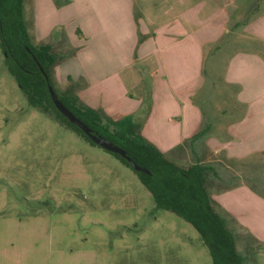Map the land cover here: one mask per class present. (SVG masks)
<instances>
[{"label": "crops", "instance_id": "crops-1", "mask_svg": "<svg viewBox=\"0 0 264 264\" xmlns=\"http://www.w3.org/2000/svg\"><path fill=\"white\" fill-rule=\"evenodd\" d=\"M32 1V43L65 35L76 49L56 72L81 102L132 116L180 165L190 151L226 161L235 180L209 176V193L245 264H264V193L240 173L264 153V0H154L158 9L138 14L135 0Z\"/></svg>", "mask_w": 264, "mask_h": 264}, {"label": "rangeland", "instance_id": "rangeland-1", "mask_svg": "<svg viewBox=\"0 0 264 264\" xmlns=\"http://www.w3.org/2000/svg\"><path fill=\"white\" fill-rule=\"evenodd\" d=\"M135 1L137 14L159 8L154 0ZM24 15L37 43L32 0H24ZM43 43L58 59L73 51L65 35ZM53 78L60 93H76L71 81H59L56 67ZM190 153L178 159L185 167L196 161ZM203 164L215 168L210 183L220 175L226 179L218 186L235 180L226 161ZM240 173L264 193V153ZM0 264H214L197 229L156 210L131 167L29 104L1 48Z\"/></svg>", "mask_w": 264, "mask_h": 264}, {"label": "trees", "instance_id": "trees-1", "mask_svg": "<svg viewBox=\"0 0 264 264\" xmlns=\"http://www.w3.org/2000/svg\"><path fill=\"white\" fill-rule=\"evenodd\" d=\"M0 48L8 71L33 108L97 145L56 107L49 91V84L53 85L59 98L75 115L95 132L124 148L138 164L151 171H137L127 159L109 151L138 174L151 192L156 210L171 211L197 229L214 264L246 263V257L238 250L236 234L215 207L209 193V176L213 167L200 161L188 167L182 166L143 137L132 116L114 119L84 104L69 90L60 93L53 78L55 67L60 60L74 55L76 49L58 59L51 44H33L25 20L24 0H0ZM34 56L49 75V80ZM204 133V130L200 131L196 137Z\"/></svg>", "mask_w": 264, "mask_h": 264}, {"label": "water", "instance_id": "water-1", "mask_svg": "<svg viewBox=\"0 0 264 264\" xmlns=\"http://www.w3.org/2000/svg\"><path fill=\"white\" fill-rule=\"evenodd\" d=\"M28 51L31 52V49L28 47ZM35 60L37 61L41 71L44 73L45 77L47 80H49V75L47 72H45L43 66L41 63L37 60V58L34 56ZM49 91L50 94L53 98V101L56 105V107L75 125H77L81 130H83L88 137L95 142L97 145L101 146L107 151H110L112 153H118L120 154L123 158L127 159L132 167L137 170V171H143L146 173H150L151 171L138 164L129 154L127 151L120 147L119 145L115 144L105 136L95 132L92 128H90L83 120H81L77 115H75L66 105L65 103L59 98L58 93L56 92L55 88L53 85L49 84Z\"/></svg>", "mask_w": 264, "mask_h": 264}]
</instances>
